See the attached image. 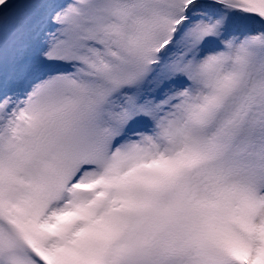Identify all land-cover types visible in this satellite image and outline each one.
I'll return each instance as SVG.
<instances>
[{"label": "snow or ice", "instance_id": "1", "mask_svg": "<svg viewBox=\"0 0 264 264\" xmlns=\"http://www.w3.org/2000/svg\"><path fill=\"white\" fill-rule=\"evenodd\" d=\"M0 264H264V0H0Z\"/></svg>", "mask_w": 264, "mask_h": 264}]
</instances>
